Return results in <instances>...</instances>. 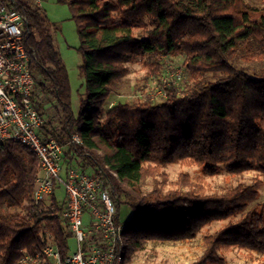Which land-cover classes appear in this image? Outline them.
I'll use <instances>...</instances> for the list:
<instances>
[{
    "label": "trees",
    "instance_id": "16d2710c",
    "mask_svg": "<svg viewBox=\"0 0 264 264\" xmlns=\"http://www.w3.org/2000/svg\"><path fill=\"white\" fill-rule=\"evenodd\" d=\"M16 1L28 18L26 45L35 55L34 102L48 114L40 135L64 145L68 167L111 183L118 219L131 212L124 264L149 243L189 241L211 223L238 215V221L205 235L204 254L194 264H225L232 247L250 257L264 254V206L250 207L264 177V7L245 0H58L68 4L81 40L86 89L76 114L49 17L30 0ZM176 55L183 56L186 74L181 86L167 88L168 97L105 109L131 63L160 72L163 56ZM40 93L55 114L47 113ZM73 132L82 137L81 145L70 142ZM173 163L197 165L210 176H256L223 192L187 182L189 189L182 190L167 183L165 168ZM40 173L39 158L28 146L7 141L0 148V206L17 209L0 213V264H16L24 251L35 254L50 239L63 257L69 253L65 198L55 189L44 211L33 207Z\"/></svg>",
    "mask_w": 264,
    "mask_h": 264
},
{
    "label": "built area",
    "instance_id": "2783aa9c",
    "mask_svg": "<svg viewBox=\"0 0 264 264\" xmlns=\"http://www.w3.org/2000/svg\"><path fill=\"white\" fill-rule=\"evenodd\" d=\"M43 1L32 0L39 7ZM17 3L0 0V148L7 141H17L38 156L41 173L32 200L37 212L46 209L55 189L64 188L63 218L75 246L63 257L57 242L50 239L35 254L24 251L16 264H124L126 222L118 219L111 183L97 173L68 167L64 145L40 135L45 117L34 102L39 81L31 68L35 55L26 45L28 18ZM184 76V70L168 71L159 94L166 98L167 88L177 86ZM70 142L81 145L83 140L73 132Z\"/></svg>",
    "mask_w": 264,
    "mask_h": 264
},
{
    "label": "rangeland",
    "instance_id": "374dc122",
    "mask_svg": "<svg viewBox=\"0 0 264 264\" xmlns=\"http://www.w3.org/2000/svg\"><path fill=\"white\" fill-rule=\"evenodd\" d=\"M245 3L256 5L260 8L264 7V0H245ZM40 8L51 21L55 41L67 65L72 88V106L74 112L77 114L80 98L85 93L86 87L85 78L80 69L82 63V55L79 49L81 40L76 22L72 18L70 8L66 3L58 2V0H44ZM162 61H165V66L160 72H149L144 68L142 62L131 63L128 75L113 86V92L105 102V109L119 102H133L138 99H150L151 101L165 99L158 92L162 88L161 81L164 75L168 71L175 72L179 69L184 70L186 74V68L183 56H163ZM238 65L242 67L247 66L244 63H238ZM182 80L177 86L182 85ZM42 98L45 102L47 113L51 115L55 114L52 103L48 102L47 97L42 96ZM105 112L102 117L105 116ZM44 117L47 119L48 114H45ZM165 170L168 175L167 183H172V186L188 190L189 186L186 185L187 182L204 188L208 192H223L225 189L237 186L241 182H249L251 178L256 176L254 172H247L243 175L220 174L210 176L203 174L197 165H185L181 163L170 164ZM183 173H187L190 178L184 181L180 179L181 177L184 179ZM197 175H202L201 178L204 180L195 182ZM261 178L263 179V186L260 189V195L258 199L250 203V207L255 204L264 206V177ZM147 181H151V178H148ZM150 188L151 186L147 185V189ZM56 194L60 200H63L65 198L64 188L60 187ZM16 211L17 209L14 207L0 206V213L2 214H10ZM130 213L123 214L121 220L126 222L131 217ZM240 217L241 215H238L231 219L213 222L204 227L195 238L189 241L171 244L149 243L135 254L131 264H194L204 254L205 235L219 231L229 221L236 222ZM70 244L71 249H74L75 239L72 238ZM224 256L226 257L225 264H264V254L253 253V256L250 257L248 252L237 247L229 249Z\"/></svg>",
    "mask_w": 264,
    "mask_h": 264
}]
</instances>
